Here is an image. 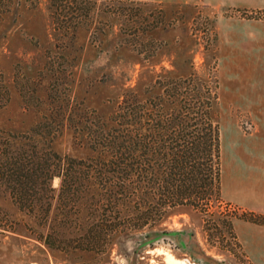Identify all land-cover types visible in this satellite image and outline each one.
I'll list each match as a JSON object with an SVG mask.
<instances>
[{
	"label": "rangeland",
	"instance_id": "1",
	"mask_svg": "<svg viewBox=\"0 0 264 264\" xmlns=\"http://www.w3.org/2000/svg\"><path fill=\"white\" fill-rule=\"evenodd\" d=\"M102 2L103 10L111 3ZM7 3L0 11L1 154L22 144L38 146L45 141L61 154L88 155L86 135L76 129L83 112L89 117L97 113L109 124L108 115L125 94L146 101V109L157 95L170 106L173 99L159 80L192 74L194 79L183 83L181 99L189 115V134L212 89L216 98L205 110L217 121L222 172H228L232 163L229 138L235 126L240 161L247 166L260 162L264 113L263 107L255 105L264 102V64L245 66L237 77L239 96L232 103L241 104L244 99L252 107H229L226 88L234 81L221 80L218 85L214 14L209 5L169 0L114 2V7L130 6L137 13L127 19L98 9L92 23L84 21L65 32L55 24L51 0ZM158 8L161 15L156 26L140 31L138 37L133 35L135 26L158 17ZM36 122L46 127L31 136L29 129ZM201 167L198 178L205 175ZM58 184L59 178L54 177L52 186ZM189 190V204L173 205L150 224L116 233L106 249L98 252L48 247L36 236L47 230L50 217L40 227L0 186V264H172L169 257L178 264H250L235 236V232L242 234L243 227L237 222L233 226L236 217L248 212L221 198L215 187L202 186L201 181ZM65 234L70 235L66 230Z\"/></svg>",
	"mask_w": 264,
	"mask_h": 264
},
{
	"label": "trees",
	"instance_id": "2",
	"mask_svg": "<svg viewBox=\"0 0 264 264\" xmlns=\"http://www.w3.org/2000/svg\"><path fill=\"white\" fill-rule=\"evenodd\" d=\"M97 1L51 0L58 29L67 32L84 21L92 23L98 9L127 19L137 13L130 6L112 5L133 0H106L111 3L104 10L105 2ZM7 2L0 0V11ZM156 12L158 17L135 26L133 35L138 37L140 31L155 27L161 15L159 8ZM193 79L187 74L159 80L173 99L170 106L157 95L146 109V101L125 94L108 115L109 124L97 113L89 117L83 112L76 129L86 135L88 155L61 154L45 141L0 153V186L13 203L30 212L40 227L50 217L47 230H40L37 239L52 248L103 252L116 233L150 224L173 205L189 204V188L197 180L218 190V125L205 110L216 95L208 90L206 108L199 116L202 126L196 130L199 119L195 118V130L189 134V115L181 99L183 83ZM42 124L36 122L30 135L40 134L46 127ZM201 165L204 178L197 177ZM54 177L59 178L56 188L52 186ZM240 217L264 224V216L254 212Z\"/></svg>",
	"mask_w": 264,
	"mask_h": 264
},
{
	"label": "crops",
	"instance_id": "3",
	"mask_svg": "<svg viewBox=\"0 0 264 264\" xmlns=\"http://www.w3.org/2000/svg\"><path fill=\"white\" fill-rule=\"evenodd\" d=\"M169 1L189 3L199 1L213 8L214 49L218 60V85L221 80L234 81L226 88L230 101L229 107L245 109L252 107L245 103L248 100L243 99L241 104H234L232 101H235L236 97L239 96V88H236L237 77L243 74L244 67L256 66L258 68L264 64V18L252 15H237L234 13L233 8L247 9L252 12L264 11V0ZM218 96L219 101L220 97ZM255 106L263 107L262 112L264 113V102L261 104L259 101ZM237 133L238 130L235 126L234 134L233 136L230 135L229 138V148L233 154L231 155L232 163L226 173L222 172L220 164L219 144L218 191L221 198L239 206L244 212H254L264 216V149L258 151L257 159L260 160V164L247 166L240 161L241 146L236 137ZM235 222L243 227L242 234L239 235L235 232V236L250 264H264V224L239 217L234 219L233 226Z\"/></svg>",
	"mask_w": 264,
	"mask_h": 264
},
{
	"label": "built area",
	"instance_id": "4",
	"mask_svg": "<svg viewBox=\"0 0 264 264\" xmlns=\"http://www.w3.org/2000/svg\"><path fill=\"white\" fill-rule=\"evenodd\" d=\"M233 11H234L235 14L241 15V16H249V15L254 16L255 15V16L259 17V16H263L264 15L263 11H258L256 13V11L252 12L251 10L241 9V8H235V9L233 8ZM227 206H230V203H228Z\"/></svg>",
	"mask_w": 264,
	"mask_h": 264
},
{
	"label": "bare ground",
	"instance_id": "5",
	"mask_svg": "<svg viewBox=\"0 0 264 264\" xmlns=\"http://www.w3.org/2000/svg\"><path fill=\"white\" fill-rule=\"evenodd\" d=\"M169 260L171 261L172 264H178V262H176V260H174L172 257H169Z\"/></svg>",
	"mask_w": 264,
	"mask_h": 264
}]
</instances>
